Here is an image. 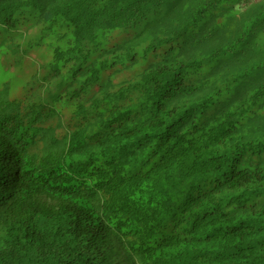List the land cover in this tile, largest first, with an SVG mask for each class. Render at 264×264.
I'll return each mask as SVG.
<instances>
[{
  "label": "trees",
  "instance_id": "1",
  "mask_svg": "<svg viewBox=\"0 0 264 264\" xmlns=\"http://www.w3.org/2000/svg\"><path fill=\"white\" fill-rule=\"evenodd\" d=\"M12 52L0 264H264V0H0Z\"/></svg>",
  "mask_w": 264,
  "mask_h": 264
},
{
  "label": "rangeland",
  "instance_id": "2",
  "mask_svg": "<svg viewBox=\"0 0 264 264\" xmlns=\"http://www.w3.org/2000/svg\"><path fill=\"white\" fill-rule=\"evenodd\" d=\"M254 1V0H251ZM18 55L14 52H12L9 57L7 56V58L5 59V61H3V64L0 63V67H5L6 62L8 61H13V58H16ZM27 56V57H25ZM24 56V58H22V66L25 68H31L33 66H39L41 68V65L43 62L48 61L51 56H52V49L50 48H45L43 49H38L36 52H28L26 55ZM12 68V66H11ZM0 75H1V71H0ZM7 75H4L3 78H6ZM9 76V74H8Z\"/></svg>",
  "mask_w": 264,
  "mask_h": 264
}]
</instances>
